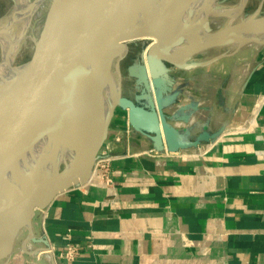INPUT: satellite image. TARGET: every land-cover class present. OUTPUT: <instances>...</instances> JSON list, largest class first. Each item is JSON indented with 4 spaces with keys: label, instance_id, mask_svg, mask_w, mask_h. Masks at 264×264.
I'll list each match as a JSON object with an SVG mask.
<instances>
[{
    "label": "crops",
    "instance_id": "1",
    "mask_svg": "<svg viewBox=\"0 0 264 264\" xmlns=\"http://www.w3.org/2000/svg\"><path fill=\"white\" fill-rule=\"evenodd\" d=\"M169 74L179 94L166 112L194 101L192 138L204 129L222 134L156 152L117 110L103 144L118 155L111 182L95 169L33 216L34 235L48 240L58 264H264V44ZM69 245L72 258L62 255Z\"/></svg>",
    "mask_w": 264,
    "mask_h": 264
},
{
    "label": "water",
    "instance_id": "2",
    "mask_svg": "<svg viewBox=\"0 0 264 264\" xmlns=\"http://www.w3.org/2000/svg\"><path fill=\"white\" fill-rule=\"evenodd\" d=\"M84 1L87 4L83 11L59 40L52 45L40 42L32 57L17 61L23 45L0 67V260H5L4 264L22 229L27 230L21 246L25 252L36 254L40 248L25 250L28 240L49 246L45 237L34 235L33 216L60 193L88 182L117 110L126 112L129 131L147 138L156 152L215 141L222 134V127L213 132L204 129L191 136V114L198 109L196 102L180 104L171 114L166 112L179 94L178 89H171L169 70L210 64L241 47L206 58L196 56L215 46L232 44L242 33L264 31L263 16L245 18L214 33L209 32L206 17L165 31L171 17L185 15L209 0ZM246 4L244 1L240 7L241 14L249 16L243 13ZM22 33L20 28L13 42L19 41ZM145 37L154 40L123 71L121 61L128 43ZM114 57L116 67L112 68ZM74 109L79 111L78 121L72 122L79 127L72 162L46 184L13 197L8 178L23 159L24 148L54 121L65 125L66 117H74ZM174 122L185 125L176 126ZM52 264H56L54 257Z\"/></svg>",
    "mask_w": 264,
    "mask_h": 264
},
{
    "label": "bare ground",
    "instance_id": "3",
    "mask_svg": "<svg viewBox=\"0 0 264 264\" xmlns=\"http://www.w3.org/2000/svg\"><path fill=\"white\" fill-rule=\"evenodd\" d=\"M244 1L247 3V0H209L185 15L171 17L164 29L174 31L185 24H192L206 17L208 30L214 33L246 20L245 18L257 17V13L249 16L241 14L240 7ZM86 4L84 0H13L8 11L0 17V67L13 56L15 50L28 41L33 43L32 49L37 48L42 40L50 45L55 43L67 33ZM20 28H23L22 37L19 41L13 42ZM241 35L242 37L232 44L215 46L201 54L232 52L246 44H253L256 47L264 44V31ZM144 39L150 41L146 50L154 38L145 37L139 40ZM116 60L117 57H114L112 68L116 67ZM72 112L74 117H66L65 125L60 124V120L54 121L53 124L42 128L34 137L35 141L24 148L23 159L15 165L8 178L10 193L13 197L46 184L55 173L60 172L72 162L77 150L76 134L79 127L74 126L73 122H76L79 111L74 109ZM29 244L31 249L32 245ZM48 249L52 254L50 246ZM51 256H48V259L52 263L53 256ZM4 261L0 264H4Z\"/></svg>",
    "mask_w": 264,
    "mask_h": 264
},
{
    "label": "rangeland",
    "instance_id": "4",
    "mask_svg": "<svg viewBox=\"0 0 264 264\" xmlns=\"http://www.w3.org/2000/svg\"><path fill=\"white\" fill-rule=\"evenodd\" d=\"M11 2H12L11 0H1L0 1V17L8 10L9 6L11 5ZM255 11H257L258 17H261V16L264 17V0H248L247 4L245 5V8L243 10V13L245 15H250V14L254 13ZM149 42L150 41L149 40H146V39L139 40V41H133V42L128 43V48H130V47L132 48V46H134L135 44H138V46H139L138 49H140V51H139V53H140V52H143L145 50V48L149 44ZM42 45H43V40H42ZM32 46H33V43L31 41H28L23 46L22 51L19 53L18 58H17V61H24V60H27L30 57H32L33 54H34L33 49H32ZM241 48H243V46ZM43 49H44V46H42L40 48L41 51ZM212 55H209V54H199V55L196 56V58H199V59L202 58V57H205L206 58V57H210ZM232 60H233V58L232 57L230 58V56H229V58H225V60L223 61V63H225V62L230 63ZM125 63H126V58L121 63V67L122 68L125 65ZM108 140H109V138L106 139L105 142L108 141ZM26 234H27V230L26 229H22V230L19 231V233L15 237L14 247H13V251H12V254L10 256L9 261L10 260L12 261L13 258L16 256V257H20V258L21 257L32 258V259L34 258L33 261H30L32 263L38 262L40 260V258H41V260L39 262H41L42 264L43 263L52 264L51 261L48 259V256H51V255L53 257H55V256L53 255V252H52V254L50 253V250L48 249L49 246L45 247V252H44L45 255L40 254V253H38V254L36 253L34 255V254H31V253L25 252L21 248L22 243H23V241H24V239L26 237ZM29 243H31V245H32L31 246V249H29V247H30L29 246L30 245ZM25 244H26L25 245V250H27V251L28 250L33 251V249H35L37 247H41V246H37L36 243H34V242L30 241V240L26 241ZM47 250H49V251H47ZM29 256H31V257H29ZM36 258H39V260H36ZM28 260H30V259H28ZM3 261L0 260V263L3 262ZM9 263H11V262H9ZM9 263H6V264H9ZM12 264H14V263H12Z\"/></svg>",
    "mask_w": 264,
    "mask_h": 264
},
{
    "label": "built area",
    "instance_id": "5",
    "mask_svg": "<svg viewBox=\"0 0 264 264\" xmlns=\"http://www.w3.org/2000/svg\"><path fill=\"white\" fill-rule=\"evenodd\" d=\"M111 151L112 150H111L109 145L103 146L101 149L102 155L99 159L96 160L94 167H93V170H92V172H93L95 169H99L101 171V173H100L101 178L104 179V181L106 183L111 182V178L109 176L110 163L113 159L116 158V156H118L117 154H113ZM74 253H75V247L69 245L67 250L62 255L64 257H67V258H72ZM54 259H55L56 264H58L55 257H54Z\"/></svg>",
    "mask_w": 264,
    "mask_h": 264
},
{
    "label": "flooded vegetation",
    "instance_id": "6",
    "mask_svg": "<svg viewBox=\"0 0 264 264\" xmlns=\"http://www.w3.org/2000/svg\"><path fill=\"white\" fill-rule=\"evenodd\" d=\"M138 48H139L138 44H135L134 46H132V48L131 47L128 48L126 55L122 59V61H123L126 58L125 65L123 66V68L121 67L123 71L125 70L127 64L132 63L134 58H136L137 55L139 54L140 49H138ZM122 61H121V63H122Z\"/></svg>",
    "mask_w": 264,
    "mask_h": 264
}]
</instances>
